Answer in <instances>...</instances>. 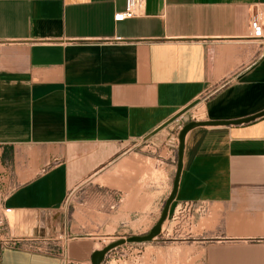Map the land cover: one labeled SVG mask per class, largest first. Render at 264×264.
<instances>
[{"label": "crops", "instance_id": "1", "mask_svg": "<svg viewBox=\"0 0 264 264\" xmlns=\"http://www.w3.org/2000/svg\"><path fill=\"white\" fill-rule=\"evenodd\" d=\"M139 1L115 21L125 0H0V200L21 242L0 264H62L63 241L54 254L26 245L43 215L65 214L70 190L88 202L72 229L102 199L112 232L148 231L176 172L173 118L264 110V45L249 26L255 6L264 20V0ZM181 209H192L195 264H264V115L186 133L167 220ZM163 226L101 264H176Z\"/></svg>", "mask_w": 264, "mask_h": 264}, {"label": "rangeland", "instance_id": "2", "mask_svg": "<svg viewBox=\"0 0 264 264\" xmlns=\"http://www.w3.org/2000/svg\"><path fill=\"white\" fill-rule=\"evenodd\" d=\"M101 201L103 202V205L101 206L99 203L97 215L95 217L92 216L91 222L84 220L83 224L79 226V229H72L75 226V219L72 217V213L77 209V207L86 210L88 202L87 194L78 195L74 193L73 190H70L63 207L65 214L60 216L61 212H59L57 215L56 213L51 215L47 214L46 216L43 215L42 218H47L48 224L45 226H34V237H37L38 239L37 241H33V245L38 247L39 245L43 246L46 244L47 247L53 251L52 254H54L55 252L61 253L62 246L58 244V241H63L62 245L64 251L61 256V260H64V264H91L90 256L94 250L101 249L120 238H127L131 235H142L150 230L149 229L146 232L132 233V229L128 227L127 229H117L112 232L107 218L105 217L106 215L104 214L107 213L105 211L104 201L102 199ZM56 217L57 219L63 217V219L60 218V221H64V232L63 227L60 226L59 229V225L56 224ZM8 218L9 225H5L4 229L1 231L2 234L0 233V250H2V247L7 243V237L5 234L14 230V227L18 225L20 220L16 217L15 212L9 214ZM192 218V209H181L178 213H173L168 220L166 217L163 222V239L167 243L175 245L176 264L196 263L194 257H191L195 246H197V244H195V238L189 232L190 225L192 224ZM156 221L153 222L152 226L156 223ZM21 222L23 223V220ZM126 243L130 245V242ZM69 246L74 247L75 249L70 250ZM81 253L83 255H81Z\"/></svg>", "mask_w": 264, "mask_h": 264}, {"label": "water", "instance_id": "3", "mask_svg": "<svg viewBox=\"0 0 264 264\" xmlns=\"http://www.w3.org/2000/svg\"><path fill=\"white\" fill-rule=\"evenodd\" d=\"M261 115H264V110L254 114V115H251V116H248L245 118H241V119H236V120H189V121L185 122L184 125L181 127V129L178 132L177 163H176V172H175V176H174V180H173L172 190H171L168 198L166 199V201L164 203L160 217L158 218L156 223L150 228V230L147 233L142 234V235H131V236H128L127 238H120L116 241L109 243L108 245L104 246L101 249L94 250L90 256L91 264H101V262L104 260L105 254L109 250H111V249H113V248H115V247H117L123 243L150 241L160 233L162 224L167 217L169 206L175 197V193H176V189H177V183H178V179H179V174H180L181 167H182L184 139H185L186 133L190 129H192L193 127L199 126V125L239 124L242 122H247V121L253 120L254 118L259 117Z\"/></svg>", "mask_w": 264, "mask_h": 264}, {"label": "built area", "instance_id": "4", "mask_svg": "<svg viewBox=\"0 0 264 264\" xmlns=\"http://www.w3.org/2000/svg\"><path fill=\"white\" fill-rule=\"evenodd\" d=\"M140 8V1L139 0H125V6L122 11L116 12L113 16L115 21L124 20L127 18H132L137 15V12ZM249 26H250V35L251 39L254 41H258L261 46L264 45V20L262 15V9L260 6H255L254 11L250 16L249 19ZM185 113H181L173 118L174 128L178 132L181 127L185 123ZM177 139V137H176ZM186 206L190 207L191 204L187 203ZM194 212H201L206 211L205 206L198 205L194 209ZM14 213V209L8 207L4 204L3 200H0V233L4 229L5 225H9V218L8 215ZM2 234V233H1ZM7 237V243L2 247H15L21 244L19 238L13 236L11 232L5 234ZM34 243H28L27 247L32 250L43 251L45 253H52L53 251L47 247L46 244L39 245L35 247ZM64 260L62 259V264H64Z\"/></svg>", "mask_w": 264, "mask_h": 264}]
</instances>
